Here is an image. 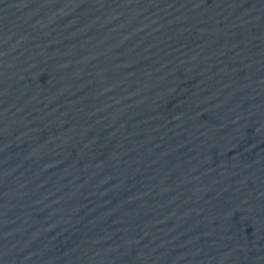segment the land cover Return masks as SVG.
<instances>
[{
  "label": "water",
  "instance_id": "obj_1",
  "mask_svg": "<svg viewBox=\"0 0 264 264\" xmlns=\"http://www.w3.org/2000/svg\"><path fill=\"white\" fill-rule=\"evenodd\" d=\"M0 264H264V0H0Z\"/></svg>",
  "mask_w": 264,
  "mask_h": 264
}]
</instances>
